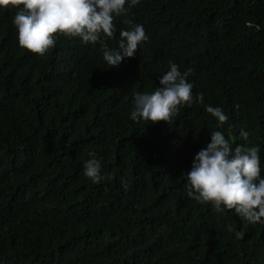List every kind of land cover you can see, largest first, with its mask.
Instances as JSON below:
<instances>
[{
  "label": "trees",
  "instance_id": "1",
  "mask_svg": "<svg viewBox=\"0 0 264 264\" xmlns=\"http://www.w3.org/2000/svg\"><path fill=\"white\" fill-rule=\"evenodd\" d=\"M14 12L0 9V264H264V225L189 197L183 173L220 130L258 146L264 175V0H140L107 43L125 18L149 40L118 66L63 34L38 56L18 45ZM170 60L192 69L203 103L133 121V93ZM205 104L228 115L218 129Z\"/></svg>",
  "mask_w": 264,
  "mask_h": 264
},
{
  "label": "clouds",
  "instance_id": "2",
  "mask_svg": "<svg viewBox=\"0 0 264 264\" xmlns=\"http://www.w3.org/2000/svg\"><path fill=\"white\" fill-rule=\"evenodd\" d=\"M140 0H0V9H15L11 23L18 45L38 56L54 47L56 34L78 37L81 42L98 45L107 66H118L125 57L135 55L138 46L149 40L141 24L125 18L128 27L119 30L116 46L107 43L116 32L113 20L127 17ZM190 67L183 71L168 61V70L157 77L158 86L151 92H135L130 118L133 121H169L181 107L203 103V93L193 95L187 80ZM216 118L217 129L228 120L220 106L204 105ZM245 141L248 132L239 131ZM209 140L192 157L190 168L183 172L186 194L210 202L217 213L232 210L241 221L264 225V175L261 174L259 148L256 145H231L220 130L209 131ZM83 161V175L93 184L105 177L102 164L93 154ZM111 178V177H109ZM123 183V180L121 181ZM231 231V226L229 227ZM239 236L240 233L236 232Z\"/></svg>",
  "mask_w": 264,
  "mask_h": 264
}]
</instances>
